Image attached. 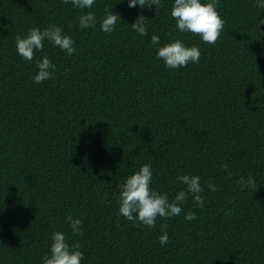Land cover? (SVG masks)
Segmentation results:
<instances>
[{
	"label": "trees",
	"instance_id": "16d2710c",
	"mask_svg": "<svg viewBox=\"0 0 264 264\" xmlns=\"http://www.w3.org/2000/svg\"><path fill=\"white\" fill-rule=\"evenodd\" d=\"M260 2L217 0L225 23L208 45L176 29L174 0L156 8L95 0L83 10L63 0H0V264H42L54 232L79 243L81 264H264ZM105 9L121 20L110 34L100 30ZM89 11L97 25L81 29L78 17ZM141 15L147 36L130 27ZM50 25L76 52L45 41L36 58L46 54L55 70L35 84L36 62L18 55L15 37ZM177 39L199 47V63L168 69L157 59ZM144 164L152 189L170 201L185 187L178 176H199L203 207L189 196L180 216L158 218L155 228L119 216V186ZM249 176L257 188L241 190ZM189 210L197 219H184ZM69 215L82 220V236Z\"/></svg>",
	"mask_w": 264,
	"mask_h": 264
},
{
	"label": "clouds",
	"instance_id": "9594fccd",
	"mask_svg": "<svg viewBox=\"0 0 264 264\" xmlns=\"http://www.w3.org/2000/svg\"><path fill=\"white\" fill-rule=\"evenodd\" d=\"M65 4L69 2L78 9H90L94 6L95 0H63ZM139 5L141 8L161 6V0H128V7L134 8ZM264 9V0L258 4ZM175 20V27L180 33H191L199 36L203 43L208 45L215 44L224 28V20L217 11V0H210L208 3H201V0H174L170 12ZM120 21L118 14L105 9V16L100 23V30L104 33H112L115 30L117 21ZM81 29L95 28L97 17L94 12H86L78 17ZM144 16H138L136 21L130 26L140 36H147V22ZM264 24V18L260 20ZM72 27V25H69ZM48 41L53 46L58 47L67 55L76 52L73 39L64 34L60 27L50 25L41 30L32 27L26 36L17 35L15 46L18 55L25 61L36 62L37 74L34 76L33 83L41 84L52 78L55 65L45 54L41 58H36L38 51H43L44 42ZM152 45L160 43L159 35L151 36ZM157 59L163 61L168 69H178L186 67L189 63H199L201 51L197 46L188 47L185 43L177 39L174 42L159 47L156 51ZM225 170L229 169L227 164L223 165ZM232 173L229 170L228 176ZM177 180L184 185V189L177 192L174 199L169 200L167 193H159L151 187L153 182V172L149 164H144L138 171L127 177L122 185L119 186L118 193V215L122 216L133 224H141L149 228H155L158 218L168 219L180 216L183 212L185 201L191 196L193 203L198 207L204 204V187L201 186L199 176L180 175ZM241 190L257 188L255 179L249 176L247 179L241 178L238 181ZM208 189L212 192L218 191L215 184L209 183ZM225 215H229L225 212ZM185 220L192 221L197 219L195 212L189 210ZM66 223L69 225L73 235L82 236V220L66 216ZM162 235L158 238L161 246L169 242L168 234L165 231L166 224H161ZM51 244L42 258V264H81L84 253L80 251L79 243L69 244L62 232H54L51 237Z\"/></svg>",
	"mask_w": 264,
	"mask_h": 264
}]
</instances>
